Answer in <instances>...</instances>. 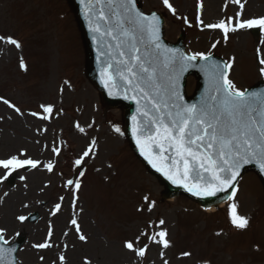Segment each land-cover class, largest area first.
Segmentation results:
<instances>
[{"label": "rangeland", "instance_id": "374dc122", "mask_svg": "<svg viewBox=\"0 0 264 264\" xmlns=\"http://www.w3.org/2000/svg\"><path fill=\"white\" fill-rule=\"evenodd\" d=\"M163 1L173 14L162 0L144 3L146 11L164 14L168 41L184 30L188 53L234 56L236 89L258 81L256 39L250 34L208 48L218 32L206 25L222 21L223 6L226 15L240 11L239 0H202L200 20L195 0ZM245 2V17L264 15V0ZM85 56L67 0H0V158L20 161L25 152L23 159L37 164L28 173L17 172L0 198L3 237L27 234L19 255L24 264H264V191L257 176L247 173L226 210L216 213H203L184 197L162 200L157 196L162 186L119 138L121 111L105 109L85 78ZM194 81L188 79L187 94ZM80 163L85 169L72 183ZM58 203L63 207L53 216ZM32 212L41 215L36 225L25 222ZM52 227L60 245L34 252L39 246L32 243L44 241Z\"/></svg>", "mask_w": 264, "mask_h": 264}, {"label": "water", "instance_id": "95a60500", "mask_svg": "<svg viewBox=\"0 0 264 264\" xmlns=\"http://www.w3.org/2000/svg\"><path fill=\"white\" fill-rule=\"evenodd\" d=\"M74 2L78 7L79 17L84 31L87 34L89 43L87 47L89 60L87 73L89 77L93 79V82L104 92L107 102L118 103L117 101L110 102L111 91L110 87L107 85L109 84L116 88L122 101L130 103L129 99L131 96L128 93L130 86L127 85L125 90L122 91L123 74L128 69L131 68L132 72L128 74L127 80H135L137 82L136 92L143 90L146 86L154 82L155 79H153L150 74L145 73L146 71H154L153 67L156 66L157 61L162 64L163 71L168 70L169 63L166 61L165 54H172V52L164 51V54L156 42L144 48L139 47V39L136 34L128 31L124 24L123 17L119 13V5H117L119 0H107L108 4L103 0H74ZM123 8L127 10L126 6H123ZM108 12L111 14V17H106ZM127 32L131 35L128 45L129 57L135 59L140 55L142 59L148 58L150 68H145L141 61L133 67L129 65V62L121 65L119 64L126 40L124 35ZM149 47H151V49H149ZM214 66L219 68L215 64ZM113 68H118V70L108 71ZM209 73L210 70L207 71V74ZM112 99L116 100L117 98L112 97ZM124 106L128 108L127 116L131 117L132 112H134L132 106ZM139 119H142V117ZM170 192L172 194H178L179 190L174 188L170 190Z\"/></svg>", "mask_w": 264, "mask_h": 264}, {"label": "bare ground", "instance_id": "6f19581e", "mask_svg": "<svg viewBox=\"0 0 264 264\" xmlns=\"http://www.w3.org/2000/svg\"><path fill=\"white\" fill-rule=\"evenodd\" d=\"M210 209H213V207H212V208H210Z\"/></svg>", "mask_w": 264, "mask_h": 264}]
</instances>
